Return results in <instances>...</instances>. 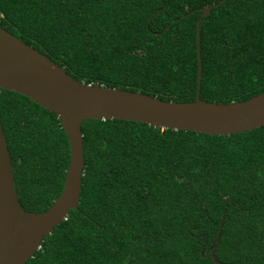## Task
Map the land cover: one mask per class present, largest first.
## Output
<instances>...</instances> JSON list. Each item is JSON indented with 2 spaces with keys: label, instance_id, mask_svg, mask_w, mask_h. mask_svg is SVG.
<instances>
[{
  "label": "trees",
  "instance_id": "1",
  "mask_svg": "<svg viewBox=\"0 0 264 264\" xmlns=\"http://www.w3.org/2000/svg\"><path fill=\"white\" fill-rule=\"evenodd\" d=\"M264 91V0H0L1 25L75 78L193 101ZM18 200L59 197L70 147L60 118L0 88ZM77 207L25 264H264V125L230 135L85 119Z\"/></svg>",
  "mask_w": 264,
  "mask_h": 264
},
{
  "label": "water",
  "instance_id": "2",
  "mask_svg": "<svg viewBox=\"0 0 264 264\" xmlns=\"http://www.w3.org/2000/svg\"><path fill=\"white\" fill-rule=\"evenodd\" d=\"M203 8L197 22L198 78L193 101L161 99L155 95L87 83L68 73L0 23V88L22 93L55 113L67 135L70 158L63 189L43 212L27 211L18 200L7 141L0 118V264H25L43 237L66 219L79 203L85 165L82 122L118 118L174 130L230 135L264 125V91L229 103L200 98L202 57L200 22L211 7ZM209 256L215 254L221 236Z\"/></svg>",
  "mask_w": 264,
  "mask_h": 264
}]
</instances>
